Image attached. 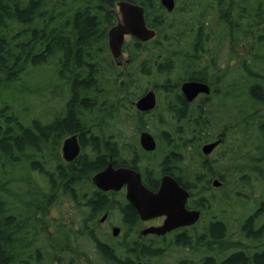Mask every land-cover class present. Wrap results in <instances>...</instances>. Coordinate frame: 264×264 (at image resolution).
<instances>
[{
    "label": "trees",
    "instance_id": "obj_1",
    "mask_svg": "<svg viewBox=\"0 0 264 264\" xmlns=\"http://www.w3.org/2000/svg\"><path fill=\"white\" fill-rule=\"evenodd\" d=\"M118 1L0 0V264H101V259L106 264L156 263L152 258L160 252L155 245L142 247L129 238L112 242L99 231L108 196L95 187L93 175L111 157L117 165L140 161L138 152L124 156L125 132L117 121L86 119L88 113L104 109L109 95L114 96L111 105L126 96L134 102L146 92L145 81L152 76H163L156 86L166 93L173 117L193 119L176 121L171 131L176 145L167 148L159 173L175 172L189 187L191 182H209L215 167L191 163L187 136L204 142L222 118L240 124L242 135L251 133L247 129L255 121L260 140L251 145L255 143L262 154L255 158H264V0H185L195 11L189 20L174 17L178 9L168 11L160 0H130L144 6L156 35L125 42L130 58L126 69L109 58V30L119 21ZM47 69L46 79L53 85L62 82L65 105L51 118L31 116L20 101L30 95L29 81ZM122 79L125 95L117 98ZM188 79L207 81L212 94L220 97L210 104L208 121L202 104L191 108L180 90ZM109 81L113 86L106 87ZM225 109L229 114L222 117ZM137 113V127L150 129L143 120L147 113ZM73 133L79 135L81 152L66 161L61 147ZM198 166L205 168L208 178L197 168H187ZM252 167L262 172L258 164ZM140 169L147 184L158 182L154 167ZM249 175L243 173L242 181H249ZM62 197L76 206L75 217L51 215ZM263 212L264 193L241 224L245 235L258 242L257 249L233 244L218 264H264V222L255 225ZM211 225L218 230L208 229L205 245L209 249L217 241L219 250L227 249L223 220ZM177 244L185 246L186 239L180 237ZM212 259L208 254L204 264H214Z\"/></svg>",
    "mask_w": 264,
    "mask_h": 264
},
{
    "label": "rangeland",
    "instance_id": "obj_2",
    "mask_svg": "<svg viewBox=\"0 0 264 264\" xmlns=\"http://www.w3.org/2000/svg\"><path fill=\"white\" fill-rule=\"evenodd\" d=\"M185 0H176L175 8L178 9L177 12L174 13V17L177 18H186L192 19V15H194V9H188ZM174 8V9H175ZM118 9V8H117ZM118 18L120 20V14L118 12ZM216 17H213L214 19ZM126 41L130 40L131 35H126ZM109 58H112L116 61L121 60L122 64H117L118 66L125 68L128 63L126 62L128 58L127 52H122L120 57H114L112 52L110 51ZM48 70V69H47ZM50 71H46L45 74H38L34 78L29 81L28 85H30L31 90L30 95L23 98L20 102L21 105L25 106L30 112L31 116H37L39 114L45 116V118H51L56 115L63 106L65 105L66 91L62 87V82L56 80L53 85L52 81L49 78ZM45 76V77H44ZM34 80V81H32ZM108 81L107 79L105 80ZM163 81V76L157 75L152 76L150 79L148 78L145 82L148 85V88H153L157 93V106L151 112L145 115L144 121L148 122V126L150 131H152L155 135L161 133L162 129H166L172 131L175 124L177 122L174 120L172 113L167 109V95L158 86L156 83H161ZM119 89L115 97H124L125 91L123 88L124 81L119 80ZM106 87H110L113 84L109 81L105 83ZM117 86V84H116ZM117 91V90H116ZM110 99L104 105V109L99 111L95 110L92 113H88L86 115V119L89 121H117L119 127H122V131L125 132L126 135H129V138L135 139L136 135L139 134L140 130L137 127V116L138 109L134 102L130 103L127 96L123 98L122 101L117 102L115 104H110L113 101L114 96L109 95ZM231 98H228V101L231 103ZM135 98L134 101H136ZM220 97L215 95L213 98V102L218 103ZM225 102V100H224ZM209 103L208 107L210 106ZM194 107V105H193ZM223 116H227L229 113L225 111H221ZM181 122H179L180 124ZM183 124V122H182ZM257 123L255 121L250 123L249 129L250 134L242 135L240 124L236 126L235 129L232 125H229V129L233 133L231 139L235 138L236 150L235 154L233 149L230 151L228 156L224 158H218L219 154L217 152L211 154L209 159L212 160V164L215 167V172L212 178L220 177L222 174L224 184L220 186H215L212 181L211 185L208 187V196L210 198L209 208L205 211L204 216L200 220V223L196 227L197 233H203L205 231L206 225L208 221L213 219L221 218L226 223V232L228 233V238L226 239V244L228 243L229 247L227 249L218 250V242H212L211 248L205 252L204 248H207L206 241L207 237L204 235L202 237V241L198 242L195 240V243L199 245L198 249H187L181 245H175L168 252L157 258H152V261L158 262L161 264H182L180 263L182 258H189L187 264H204L203 257L206 254H211L213 259L212 263L218 264L221 260V256H225L226 253L230 252L235 246L237 248L244 247L248 250H256L258 242L255 240H251L248 238L245 233L242 231V222L244 218L253 211V209L258 204L259 198L264 193V158H255L261 157V153L255 147V143L251 145V141L258 142L259 138V129L257 128ZM236 130V131H235ZM186 135V133H185ZM247 140L243 142V138ZM202 143H198L197 141L194 143L191 142L187 149L188 157L194 158L195 156H199L198 149L201 147ZM238 144V145H237ZM246 144L247 147L243 145ZM164 146H161L159 149L155 151V153H150L146 158L148 160H153L156 163L163 155ZM62 155V153H61ZM151 157V158H149ZM255 158V159H254ZM219 159H223L221 163H218ZM254 159V160H253ZM193 161V160H192ZM191 163L193 164L195 161ZM258 164L262 168V172H259L258 168H253V164ZM153 164V163H152ZM217 164H221L222 167H216ZM242 166L244 167L242 170ZM218 168V169H217ZM219 171V172H218ZM248 172L250 177H248L249 181H242V174ZM73 202H70L66 197L60 198L56 202V204L51 209V215L61 214L67 220L75 217L76 212L78 211L76 206L73 205ZM103 213L100 215V217ZM264 222V212L259 216V220L255 222L262 224ZM121 217L119 213H115L110 218H107L104 221H100L98 228L103 238H106L112 242H115L116 239L111 237L112 227L114 224L120 225ZM258 224V225H259ZM118 241V239H117ZM235 246H234V245ZM233 245V246H232ZM95 246L92 244L93 249ZM101 264H106L102 259L98 260ZM185 264V262L183 263Z\"/></svg>",
    "mask_w": 264,
    "mask_h": 264
},
{
    "label": "flooded vegetation",
    "instance_id": "obj_3",
    "mask_svg": "<svg viewBox=\"0 0 264 264\" xmlns=\"http://www.w3.org/2000/svg\"><path fill=\"white\" fill-rule=\"evenodd\" d=\"M160 2H161V0H160ZM116 10H117V6H116ZM117 13H118V10H117ZM132 38H136V37L131 35L130 39H132ZM136 39H138V38H136ZM150 39H148V40H150ZM139 40H141V39H139ZM141 41H147V40H141ZM125 42H126V39H125ZM125 42H124V45H125ZM124 45H123V52L125 51ZM129 61H130V58H129V54H128V58H127L126 62L128 63ZM117 63L122 64V61L118 60ZM202 81H204V80H202ZM181 84L179 86L180 90H181ZM210 88H211V90L209 93L199 92V94L191 101L187 100V98L183 94L184 97L186 98V100L188 101V103H190L191 108H193V105H195V104L196 105L200 104V103L202 104V107L206 113V115L203 113V115L206 116L204 121H208V119H207L208 118L207 114H208V109H209L208 105L210 102H211V104L213 103V98H214V95L212 94L211 85H210ZM149 89H151V88H148L147 90H149ZM219 89L222 91L228 90L227 87H221ZM181 92H182V90H181ZM134 104H135V101H134ZM222 104H223V102H222ZM222 107H223V105H221L220 108H222ZM153 109H155V108H153ZM153 109L148 110V111H142V110L138 109V111L146 112L148 114ZM221 115H222V117H224L223 116L224 114H221ZM174 120L175 121H192L193 119H191V118H185V119L174 118ZM235 122L236 121H228L226 123V121H224L222 118V121H220V123L217 125L218 127L216 128L215 133L213 135H211L209 138H207L203 142V144L201 145L200 149H198L199 156H197V157L195 156L193 158L195 163L200 162L201 164H203V163L211 164V166L213 167L214 166L212 164L213 159H209L210 158L209 156L211 154L217 152L219 154L218 158H224L225 156H228L230 154V151L232 149H233L234 154H235V150H236L235 138L233 137V139H231V136L234 132L232 131L233 132L232 133L231 130L229 129L230 128L229 125H232L233 128L235 129V124H236ZM236 126H237V124H236ZM205 128H207V126ZM139 130H140V132H139V134L136 135L135 139L129 138V135H126V134L123 135L121 141H122V146L124 148L123 149L124 150V152H123L124 156L126 158L132 157L135 154V152H138L139 153L138 158L140 161L139 162L140 165H142V166L148 165L149 167H154L155 168V174L159 175L158 182L156 184H152V185L147 184L145 182L144 175H143L142 170L140 169L139 164L117 165V164H115L116 162L112 159V157L109 159L108 164L110 162H112L115 167L125 166V167L135 168L136 170H138L141 173L144 184L153 191H157L160 188L162 177L164 175L170 174V175L174 176L178 180L180 185H182L184 188H186V190L189 193L187 201H186V207L190 210H194V209L199 210L200 211L199 218L197 220H195L193 223L177 226L171 230H167L164 233L151 232V231L146 232L145 230L149 227L162 225L164 223L165 218H166V214L157 215V216H153L150 218H143L141 216L140 212L138 211V209L133 205V203L127 197L128 185L126 183L119 189L103 190V189L99 188L93 181V184L95 185V187L97 189H99L100 191H104L108 196V210L103 212V215L100 217V221H104L107 218H110L115 213H119L120 217H121V223H120V225H116V224L113 225L111 236L114 237L115 239H120V240H121V238H123L124 241H126L127 238H129L130 240H132L136 244H140L142 247L147 246L148 244H153L158 248V250L160 252L156 256L157 258L165 255L168 252V250L171 249L173 246L178 245L177 243H178V240L180 237H184L186 239V245L184 246L185 248H187V249H198L199 245H198V243L197 244L195 243V240H197L198 242H201L202 241L201 239H202V237H204V235H206L208 237V229L212 227V225H211L212 221L223 220L221 218H218V219L211 218L208 221L206 228H205V231L203 233H197L196 232V227L198 226V224L200 223V220L204 216L205 211L209 208L210 198L208 196V189H209L208 187L211 185L210 184L211 181L215 186L223 185L224 181L222 179L224 176L222 174H220V177H216V178L213 177L212 178V176H213L212 175L209 178V180H210L209 182L195 181V182H191L190 183L191 186L189 187L187 185V183H183L180 180V178L178 177V175L175 174V172H170L167 170L166 171L163 170V172H161V169H160V173H159L157 168L160 167V164L163 161V158L165 156L164 154H166V152H167L166 151L167 148H169L171 146H172L171 148H173L176 145L175 141H176L177 136H174V134H172L171 131L166 130V129H162L161 133H158V135H155L152 131H150V129L140 128ZM143 130H149L155 136L156 147L153 150H147L142 145V143H141V132ZM164 131L166 133H164ZM187 137L190 139L189 143H191V142L194 143L193 138L190 135H188ZM167 139H171L170 141H172V143L168 144ZM216 140H218L219 142L213 148V150L209 153H205L203 150L204 144H206L208 142L216 141ZM161 146H164L163 155L156 163L154 162V159L151 161V160H148L146 158V156H148L150 153H155V151L157 149H159ZM188 146H187V149L189 148ZM61 149H62V147H61ZM187 149H186V151H187ZM61 152H62V150H61ZM62 156H63V154H62ZM149 158H151V157H149ZM222 160L223 159H219L218 163H221ZM169 167L171 168V165ZM216 167L221 168L222 165L217 164ZM187 168H193V169L197 168V169H199V172H201L200 176L202 178H206V177L208 178L207 172H206V170H204L205 168L203 166L202 167H199V166L198 167H187ZM215 179H219L220 182L216 183ZM130 210L133 211L132 214H131ZM103 216H105L104 220H102ZM132 218H135L133 223H129L132 221L131 220ZM126 222H128V224ZM223 223L226 226V223L224 220H223ZM115 226L119 227V229H120L117 234L114 233V227ZM211 229L212 230L213 229L218 230L215 228V226H213ZM215 230H213V231H215ZM207 237H205V238H207ZM203 242H204V240H203ZM204 250H205V252H207L208 248L205 247ZM207 255L208 254H206L205 256H207ZM205 256L203 257V259H204L203 261H205ZM221 257H223V256H221ZM181 261H182V264L184 262H185V264H187L189 261V258L188 257L182 258ZM181 261H180V263H181ZM139 264H161V263H158V262L146 263L144 261H139Z\"/></svg>",
    "mask_w": 264,
    "mask_h": 264
},
{
    "label": "water",
    "instance_id": "obj_4",
    "mask_svg": "<svg viewBox=\"0 0 264 264\" xmlns=\"http://www.w3.org/2000/svg\"><path fill=\"white\" fill-rule=\"evenodd\" d=\"M168 10H174L176 0H161ZM117 10L120 20L109 30V46L114 57H119L123 52L126 35H132L141 40H148L156 35V30L149 26L146 19L145 8L141 3L130 0H119ZM181 90L187 100H193L199 92L209 93L211 88L206 81L188 79L181 84ZM139 110L148 111L157 105V94L154 89L147 90L136 101ZM218 140L204 144L203 150L209 153L218 144ZM141 143L147 150L156 147L155 136L149 130L141 132ZM62 154L66 161L74 160L81 152V144L78 133L66 137L62 144ZM94 183L103 190L119 189L125 183L128 185L127 197L138 209L143 218H150L166 214L164 223L160 226L147 228L146 232L164 233L177 226L193 223L199 218V210H190L186 207L188 191L178 180L166 174L162 177L161 186L157 191L148 188L141 173L132 167H115L110 162L105 168L93 175ZM215 182H220L215 179ZM105 216L102 217V220ZM119 227H114V233L119 232Z\"/></svg>",
    "mask_w": 264,
    "mask_h": 264
}]
</instances>
